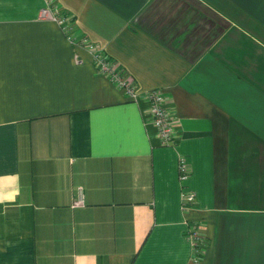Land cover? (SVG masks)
Listing matches in <instances>:
<instances>
[{"label":"crops","instance_id":"obj_1","mask_svg":"<svg viewBox=\"0 0 264 264\" xmlns=\"http://www.w3.org/2000/svg\"><path fill=\"white\" fill-rule=\"evenodd\" d=\"M56 2L176 135L157 145L42 0H0V264H191L193 227L197 264H264V0Z\"/></svg>","mask_w":264,"mask_h":264},{"label":"built area","instance_id":"obj_2","mask_svg":"<svg viewBox=\"0 0 264 264\" xmlns=\"http://www.w3.org/2000/svg\"><path fill=\"white\" fill-rule=\"evenodd\" d=\"M43 5L39 10L38 17L40 19L53 21L65 38L74 47H79L86 50L91 57L92 65L96 73L106 77L108 81L120 90L124 97L134 102H143L144 118L153 126L156 134L157 145L167 146L174 142L175 129L172 112L165 105V94L159 88L147 90H136V85L131 75L120 67L113 59L107 58L103 49L91 42L84 35H76L73 17L63 12L56 0H42ZM187 165L183 158H180L177 163L178 180L182 182L187 177ZM182 202V209L187 208L193 202V194L182 189L179 193ZM73 206L82 205L80 188L76 191V198L72 201ZM188 240L190 242V257L191 264H197L204 251V238L202 234L193 227L188 231Z\"/></svg>","mask_w":264,"mask_h":264}]
</instances>
